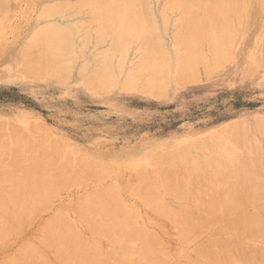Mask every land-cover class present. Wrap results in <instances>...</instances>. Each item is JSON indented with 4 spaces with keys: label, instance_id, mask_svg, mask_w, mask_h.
Wrapping results in <instances>:
<instances>
[{
    "label": "bare ground",
    "instance_id": "1",
    "mask_svg": "<svg viewBox=\"0 0 264 264\" xmlns=\"http://www.w3.org/2000/svg\"><path fill=\"white\" fill-rule=\"evenodd\" d=\"M18 1L19 0H0V44L3 41L8 40V38L5 39V36L9 34L8 31L9 32L11 31V30H9L8 23H9L12 15H13V12L14 11L16 12V10H15L17 8L16 3H19ZM22 1H24V0H22ZM43 1H45V0H43ZM81 1H84V0H77V2L74 1L77 4L80 2L79 5L81 6V7L79 6L81 9H78L79 13H76V14H80L81 10H83L86 6L90 7L91 8L90 10L93 12L90 13L89 9H87L86 10L87 13L91 14L92 17H95L98 15L97 19H100V21L102 22V26H100L98 28L97 33L101 34V35H103V33L105 35L111 34L110 36H112V37H110V38H113L111 40L112 45H110V48H108L106 50L105 49L106 47H105L104 48L105 50L101 51L102 53L98 54V62H95V60L93 61V63H96V64H94V66L91 65L90 63H83V64H80L81 66H79V68H78V71H77L79 74L78 76H80L82 78L84 85L86 84L89 88L94 89V90H99L101 88H104L106 85L110 84V82H112L114 79H116V77H115L116 71L119 70V68H115L113 66V64L111 63V61L113 59L109 60V58H112L111 55L113 54V52L120 51L121 53H123V51H124V53H123L124 55L120 53L123 56V58H121L122 56L120 57V55L117 54L123 60L125 58L124 57L125 56V47L128 43L132 42V39L133 40L135 39V41L137 39L141 40L142 46L141 47L139 46V48L142 49V55H141L140 61L138 60L139 61L138 66L134 65V66H136L135 72L132 71L133 72L132 73L129 71L128 72L129 75L127 74L128 76H126L125 80L123 79L124 82L135 83L137 81L139 82V80L141 79L142 81H145V82L140 81L143 84L144 89L145 88L147 89V88H149L148 87L149 85H154V87H156L157 85L159 86L160 84H162L165 81H167V83H169L168 80H169L170 74L172 72L175 76L174 77L175 80L180 79V80H178V82L184 80L183 79L184 76H186V78H187V74H188V78H189L191 75L190 73L193 72V70H194L196 64H198V62L206 63L204 61V59H205L204 57L206 56V55L204 56V49L205 48H207L208 51H212L211 53L215 58L213 56L212 57L215 59V61L218 59V57L222 58V55H221L222 53L225 54L224 57H227L225 52L229 51V48L232 44L231 40H232V38H234L236 36V34H237L236 31H238L236 29H238L244 25L245 18H243L242 15H244V13L247 11V9H249V7L247 6L246 0H173L175 3L174 4L175 6L172 5V3H171L169 5V7H172V8L177 7L180 10L179 11L177 9L179 11V14L181 12V16H179L178 12H176V14H178L177 19H179V20H177V28L174 30L175 32L173 33V35H171L174 38L173 40L172 39L171 40L174 41L173 46L176 50L174 52L176 54V56L173 59L172 56H170L168 54L167 50L165 48H163V45L161 43L163 41L160 40L161 37L159 36V34L161 32L158 34V32H157L158 26L156 27L155 26L156 24L154 25V23H156V21H152L149 17L150 15H148V13L146 11V1L147 0H88L87 2L84 1V3ZM168 1H167V3H169ZM254 1H256V0H254ZM254 1H253V3H254ZM260 1H264V0H259L256 2L257 3L259 2V4L261 5L262 2L260 3ZM30 2H31V0H30ZM46 2L48 3V2H50V0H47ZM55 2L57 3V6H53L51 4L52 2H50L48 4L47 3L45 4L44 2H42V4L43 3L44 4L43 5L41 4L42 6L38 7L37 10L39 11L41 17H43L41 19L43 22H46V21H44V18L46 19L48 17V15L50 17H52L50 14L51 13L53 14L55 12H58L59 15L58 14H56V15L61 17V18H63V17L67 18L69 16V12L72 15L70 10L68 11V14H65L68 16H65L63 14V10L61 8L63 7L66 9L67 8V7H65L66 4H65V6H62L61 4H59V3H61L60 0L59 1L55 0ZM71 2L72 1L70 0V3ZM32 3L34 4L35 2L32 1ZM32 3H30V5L28 3V5L31 6ZM249 3H251V0ZM257 3H256V5H257ZM72 4H75V3H72ZM81 4H83V5H81ZM14 5H15V8L13 7ZM44 5H46V6H44ZM150 5L151 4L149 3L148 6H150ZM165 5H166V3H164L163 6L161 4V6H162L161 8H162L163 13H161L162 11H160V8L158 9V12H157L158 14L160 12L158 17H162V14H163V17H162L163 19L160 18V20H162L163 24L165 25V27L161 25L162 31H164V30L166 31L167 26L170 27L169 25H171V26L173 25L170 23L168 25L166 23L168 19H166L167 16L164 15V12H165L164 6ZM251 5H254V4H251ZM47 6H50V7H47ZM257 6H255L254 8H257ZM32 7H35V6L32 5ZM75 7H76V4H75ZM82 7H84V8H82ZM150 7H148L149 10L147 9L148 11L152 10V8L150 9ZM166 7H167V5H166ZM263 7H264V5H263ZM36 8H37V6H36ZM39 8H41V9H39ZM12 9L14 10L13 12H12ZM29 9L32 10L31 7H29ZM29 9L26 7V9H25L26 14H27V10H29ZM65 9H64V11H65L64 13L67 12ZM58 10H61V12ZM170 10H168V11L170 12ZM24 11L22 12V14L26 15ZM32 11H34V8ZM38 11L36 12V14H34V16H40ZM168 11H166L167 15L169 13ZM17 12H18V10H17ZM94 12L97 15H95ZM255 12L258 13L259 11L257 12L255 10ZM20 13L21 12H19V14ZM61 13L63 16L62 15L60 16ZM73 13H74V11H73ZM83 13L85 14V12H83ZM149 13H151V12H149ZM152 13H153V10H152ZM152 13H151V16L154 15V13H153V15H152ZM16 16H17V14H16ZM259 16H261V15H259ZM84 18H86V16ZM25 19L28 22L27 17ZM36 19L38 22H40V17H39V20L37 17H36ZM36 19H34V20H36ZM12 20H13V18H12ZM17 20L18 19H16V21ZM46 20H48V19H46ZM55 20L56 19H54V22H52V24H50V23H51V21H53V19L50 22L48 20L45 23L46 25L45 24L40 25L39 27H37V25H36L35 27H37V28H35L33 26V30L32 29L30 30V28H29L28 29L29 32L26 31L27 34H26V37H24L26 40H25L24 44L22 45V48L20 49V51H19V49L17 50L14 48L15 51L17 50L16 52L21 57L20 58L21 60L19 59V63L22 65V68L20 67L22 69V72L24 71V73H26V74L28 73V75H32V76L36 75L37 77L41 73L43 75L48 74L52 78H54L56 80H60V81L68 78V76H70V74L73 72L75 63L80 58L79 57L80 54L84 53V49L86 48V43H87V39H88V34H87L88 28H86V26H84V25L79 24V23H81V21L78 22V19H77L76 23L80 27L77 24H75L74 22H71L73 24H70L69 21H67L68 23L65 22V24L62 23V25H59L60 23L57 24L58 19L56 21ZM172 20L174 21V18ZM16 21H15V23L18 24V22H16ZM20 21L21 20H19V23H21ZM64 21H65V19H64ZM70 21H71V18H70ZM162 21H161V24H162ZM169 21L170 20H168V22ZM258 21H259V19H258ZM27 22L25 24V20H24L25 25H27ZM43 22H41V23H43ZM48 22L50 25H48ZM89 22H92V20ZM164 22L167 24V26ZM175 22L176 21H174V24H175ZM35 23H37V22L35 21ZM20 25H22V23ZM20 25H19V27H20ZM97 25L95 26L96 28H97ZM12 27H16V26H12ZM19 27H18V29L20 30L21 27L20 28ZM173 27H174V25H173ZM256 28H257V26H256ZM14 30H16V29H13V31ZM79 30L80 31L84 30L83 32H80V35L85 37V39L84 40L82 39L81 42H77V39H76V35H77V33H79ZM170 32H171V30H170ZM14 33L16 35L17 32L15 31ZM83 33H84V35H83ZM15 35L14 34L12 35L13 38H15L14 37ZM101 35H99V36L102 37ZM105 35H103V36L107 37V38L109 37L108 35L107 36H105ZM23 36L24 35H22V37ZM259 36L262 37V35H259ZM169 38H170V36H169ZM241 39H243V38L241 37ZM6 41L4 43H6ZM13 41H16V40L12 39V42ZM10 42H8L9 45H7V47L12 46V45L10 46ZM15 44H17V41L15 42ZM263 44H264V42L262 43V45ZM2 45L3 44H1L0 49L3 48ZM257 45H258V43H257ZM262 45H261V48H260V45L258 47L260 48V50L263 48L262 50L264 51V47H262ZM14 46L15 45H13L12 47H14ZM19 46H21V45H19ZM223 46H225L224 49L222 48V51H219L220 47H223ZM256 46H254V47H256ZM136 47H138V46H136ZM135 49H137V48H135ZM240 49H242V46ZM100 50H102V49H100ZM249 50H250V48H249ZM16 52L13 53V55L15 54L17 56V59H18V55L16 54ZM218 52H220V53H218ZM230 52H232V51H229L228 53H230ZM206 53H207V51H206ZM258 53H259V51H258ZM209 54H207V55H209ZM230 54H232V53H230ZM260 54H262V53H260ZM10 55H12V54H10ZM13 55L11 58H13ZM82 55L85 56V53ZM262 55H264V54H262ZM119 57H117V58H119ZM81 58H83V57L81 56ZM81 58L79 60H82ZM12 60H15V59H12ZM206 61H207V59H206ZM117 65H119V64H117ZM119 66H121V65H119ZM206 66H208L207 63H206ZM206 70H208V69L206 68ZM18 71H19V69H18ZM42 74H41V77H43ZM119 74H120V72H119ZM144 74H145V77H142ZM35 78L36 77H34V79ZM147 90H149V89H147ZM6 123H7V121H6ZM1 124H2V122H1ZM15 125L11 123V125L8 124V126H10V128H8L6 126V128H8V131H9L6 133L9 141H6V144L4 145L5 147L0 146V161H1L0 167L2 169L4 168L3 170L2 169L1 170L3 172H5V173H3L4 175L3 174L1 175V173H0V177H1L0 179H2V180H0L1 181L0 183H2V184H0V242L2 240H5L6 238H8L11 234L14 235L18 231L22 230L24 227V224L27 223L25 225V226H27L29 223L33 222L34 221L33 219H35V217H32V215L36 211L40 212L39 207L42 205V202H44V205L46 206V204H45V203H47L46 198L49 199V197L54 194V193H51V195L48 194V193H50V190H51L49 188L50 185L47 184L48 182H50L49 178L57 177L59 180V176H64V179L61 178V179H63V181H65V180L68 181L65 177H69L74 181V178L79 177V173L81 170L83 171L84 169L87 168V169H90V170H87L89 172L94 167H95V169L98 167L99 168L98 171L100 172V168L102 167V166L99 167V165L101 163H98L99 165L96 164L97 162H100V161L93 163L94 162L93 160L89 159V162H88L87 160H85V157H82V156L80 157L79 155H76V156L72 155L71 156L70 154H68L63 149V145H62V149L68 155L67 156L65 154L66 156L64 155V158L69 157L68 160L70 161V157H71L74 159V161L73 162H67L68 160L65 162H64V160H63V162L56 161V158H58V156H57L58 152L53 151V149H55L54 147H56V146H54V143L57 140H55L53 142V144L52 143L49 144V142L53 141L52 138H51L52 141L50 140V136H46V139H43V136L41 135L42 136L41 139H43V141H45L49 137L48 144H49V147L51 148V150L53 152L50 151L51 153H49L48 151H46L45 150L46 146L43 147L44 144H41L42 140L37 139L36 140L37 145H39V143H40L39 147L41 149L40 150L36 146L38 148L37 154L38 155L41 154L40 156H38L36 154L38 156L37 157L34 153L33 154L30 153V151H32V149H34V152H35V148L33 147V145L31 146L29 144L30 143L29 141L27 143V140H29L28 136H27L28 139L26 140V137L25 136L22 137V135L20 134L22 137V141H23V139L25 140V141H23V144H24V146H23L22 143L20 142L21 140H19V138H18L19 135L15 136L13 133H10V130H11V132H14L12 129L14 128ZM263 125L264 124H262V126H256L255 128L261 129V127H264ZM17 127L18 126H15L17 132L16 131L14 132L16 135L19 134L18 130H19V132L21 131L19 129V127L17 130ZM2 131H4V130H2ZM2 131L0 130V132H1L0 138L3 136V134L5 132V131L4 132H2ZM259 131L261 132V130H259ZM259 131H257V132H259ZM24 132H26V131L24 130ZM224 132H226V131H224ZM263 132H264V130H263ZM31 134H33V132ZM45 134H43V135H45ZM35 135L36 134L34 133V136H32V137H35ZM47 135H49V133ZM223 135H224V133L222 132V136ZM225 135H227V134H225ZM227 137L225 136V138H227L229 142H232V139L230 141L228 135H227ZM2 138H4V136ZM2 138L0 139V141L2 140ZM220 138L221 137H219L217 139H220ZM261 138L264 139L262 134H261ZM236 139L238 140V143H239L240 138L239 139L235 138L234 141ZM38 140H41V141L39 142ZM214 140L215 139H213V141ZM221 140H223V139H221ZM237 140L235 141V143L237 142ZM12 141H13V143H11V145H9L8 142H12ZM205 141L203 140L201 142L204 143ZM216 141H217V144H219L218 143L219 141L218 140H216ZM246 141L247 140L244 137L243 142L246 143ZM261 141H263V140H261ZM36 142H35V144H36ZM252 142H253V139H252ZM1 143L4 144V142H2V141H1ZM26 143H27V145H26L27 147H25ZM190 143L191 142H189V146L192 144V143L191 144ZM235 143H234L235 147H238V145L241 146V144L237 143V145H235ZM254 143H255V141H254ZM185 144H187V143H185ZM204 144H207V143L205 142ZM230 144H233V143H230ZM6 145H9V146H6ZM244 145L246 146L247 143L243 144L242 146H244ZM248 145H249V143H248ZM182 146H180L179 151L174 150V154L171 151H167V152L164 151L165 153L164 154L162 153L163 156L165 155L164 157H166V154L170 155L169 152H171L172 155H171V157H169L170 158L169 161L165 160L164 162H162L159 165V167H157V165H156V167L159 169L157 170V173L155 174V178L152 177L151 175L149 176L147 174H144V171L146 169L144 170V168H143L144 166L141 165L140 171H141V169H143V171H142L143 173H140V172L136 173L137 171H139V170H137L135 172L136 173V179L134 180V178H133V180H130V181H134V182L132 184H129V186L131 187L134 194L144 197V199H145L144 203H146L152 209L151 210L150 208H148V210H150L151 212L153 211V212L158 213V214H164V216L166 215V216H168V218H171L170 215H172L173 219L171 218L172 220H170V219L169 220H170V222H173V223H171L172 226L178 225V227H180L178 229H180L179 231L181 233L180 235H181L182 240L185 241V239L187 240L189 237H190L189 239H191L192 237L194 239L195 237L198 236L197 233H199V236L197 238H199L203 234V232L209 233L208 238L206 239L204 244H200L197 247L194 246V247H196L194 250V254H195L194 259L191 260L192 256H190V254L188 256V254L182 253L183 255L188 256V257L186 256L187 257L186 259H188V258L190 259V261H188L187 264H264V244L248 246L244 243L248 238H251V237L252 238L253 237H258V238L264 237V206H250V204H255V203H249V201H250L249 197H250V199H253V201H254L255 198H259L260 193H264L262 190H259L260 188L257 187V186H259L258 184L261 182V177L264 176V173H263L264 167L260 166L261 165L260 163H259L260 165L258 164L256 155H254V153H248V154L246 153V154H242V155L237 156V157H234V155H233V157H231V158L227 157L225 160H223L221 158L217 159L214 157L217 154H216V152H215V154H213L214 151L213 152L211 151V149H212L211 147H208V148L212 154L208 155L205 152H200L201 149L198 148L199 146L195 145V147L198 149V150L197 149L196 150L199 151L200 153H202V154H199V155H201L202 161H198V160H195L193 158V156H190L191 152L189 151V149L186 145H184V147H186L187 149H185V148L182 149L181 148ZM251 146H252V144H251ZM52 147H53V149H52ZM215 147L217 148V145ZM225 147H228V145H226ZM254 147H256V146H254ZM239 149H240V147H239ZM247 149L248 148L246 147L245 150H247ZM253 149H255V148H253ZM259 149H260V146L257 147L256 150L258 151ZM235 150H237V149H235ZM240 150H242V149H240ZM24 151H25L26 155L29 154L27 156L25 155V158H26L25 160L30 159L32 161L33 158L30 157L31 154L33 156L37 157V164L36 165H32L31 162H28L30 160L27 161L28 163L27 162L25 163L24 157H21V155H24ZM188 151L190 153H188ZM247 151H249V149ZM219 152H220V150H219ZM238 152H236V153H238ZM258 152L260 153V150ZM233 153L234 152H232V154ZM220 154H221V152H220ZM222 154H225V152L223 151ZM153 155L151 156L152 158L158 157V159H159L162 157V156H159L157 152L155 153V155H157V156L154 155V157H153ZM142 156H143V154H142ZM259 156H261V155H259ZM27 157H28V159H27ZM219 157H220V155H219ZM129 159H130V157H129ZM133 160H131V161H133ZM162 160H164V159H162ZM135 161H137V160H135ZM150 162H152V161H150ZM3 163H6L7 165L4 167ZM69 163H73L75 165L72 167L70 165V168H68ZM263 164H264V162H262V165ZM62 166H64L65 168ZM60 168H61V170H60ZM62 168L65 170L67 168V170L66 171L62 170ZM71 168H73V169H71ZM103 169H104V167H103ZM105 169H106V167H105ZM105 169H104L105 172L101 171L102 173H104V174H101L102 176L106 175V173L109 172V170H107V169L106 170L108 172H106ZM172 169H174L175 171H171ZM1 170H0V172H1ZM59 170L62 171V173ZM96 170H92V171L95 172ZM92 171L89 173L92 174L93 173ZM99 172H97V173L100 174ZM170 172L171 173L173 172V173L171 174ZM177 172L180 176H181V173H183L182 175L190 174L191 176L193 174H195L192 177H193V179H195V177L197 178V179H195L196 182L195 181L193 182L191 180L192 178L190 176L189 177V178H191V179H189L190 183L193 182V184H191V185L189 184L188 186L184 185L183 181H181L180 176L179 175H177L178 177L175 176L177 174ZM179 172H181V173H179ZM91 174H89V175H91ZM118 174H120V173L118 172ZM129 174H130V172H129ZM50 175H53V176L50 177ZM84 175L82 174V176H84ZM108 175L110 177V172L108 173ZM121 175H122V172H121ZM125 175H126V173H125ZM131 175H132V173H131ZM90 177H92V176H90ZM105 177H107V176H105ZM103 178L104 177H101L100 181L101 180L103 181ZM52 179H54V178H52ZM92 179H93V177H92ZM95 180H96V182H99V181H97V180H99L98 177ZM3 182H5V183H3ZM52 182H54V181L52 180ZM83 182L84 181H82V183ZM204 182L207 185L209 184L211 186L208 185L206 187V184ZM68 183H70V182H68ZM75 183H80V178L78 181H75L74 184ZM120 183H122V182H120ZM125 183H128V182H125ZM156 183H158L159 187H161L163 189L162 191H166V192L169 191L167 193L168 196L166 195L167 197L172 196V198H175L176 200L178 199L179 203H177V205L173 206L174 208H170L171 202L168 203L169 201H167V202L164 201L160 192H158L159 187H156V185H158ZM215 183L224 184L225 185L224 189H226L228 191V193H230L232 195V196L229 195L231 198H233V196L237 197V196L242 195L240 197L242 200L239 199L240 202L239 201H235V202L231 201L229 203H226L225 202L226 200L224 199L225 201L222 200V202H221L220 199H222V197H223L221 194L218 197H215V195H214V197H215L214 198L213 195H211V193H213V191H214V190H212V188H214V187H212V185ZM3 184L4 185L8 184L9 186L6 185L7 187H2L1 185H3ZM202 185H203V187H201ZM213 186H215V185H213ZM104 187L106 188V186H104ZM112 187L113 186H111V188ZM122 187H123V183H122ZM105 188H104V190L96 189L92 194H90V196H89L90 199H87L89 201H86L84 199V197L82 196L81 199L82 200L84 199L86 202H84L81 205H79V202H78V204L76 202V206L75 205L74 206L77 209H74V210H76L75 212L78 211V215L80 217V220L85 224L86 228L88 229L87 234L89 233V231L96 233V234L100 235L109 245H112L114 247V249L111 250V254H112L111 258L109 257V256H111V254L108 256L105 253L103 246H101V244L94 243V241H92V240H91L92 242L88 241L86 239V237L84 238L82 236V234L79 233L80 231L78 230V228H76V225L74 227L72 224L68 223L67 220L70 218L67 216L68 218H66V220H65L63 218L65 215H63L62 213L61 214L63 215V217L60 215V212H61L60 208H59L60 211H59V209L53 208V211L58 210L56 215L52 218L46 219L45 221H41V224H40V221H38V224H40V225L37 226V228H38L37 231L36 232L33 231L32 232L33 234L31 236L27 235L28 237H26L25 236L26 234H25L21 245L19 244L21 242L20 241L21 239L18 240V241H20L19 243H17V245L18 244L20 245L19 249L17 251H16V249H14V251H16V252H14L13 254H11L5 258L3 257L4 259H2V261H0V264H112V263L113 264H115V263L116 264H175V263H173L174 261H170V260H168V258L167 259L165 258V254H166L165 253V248H166L165 245H167L168 242L166 241L167 242L166 243L165 241H163V242L161 241V243H162L161 244L158 241V239L161 240V238L160 237L157 238V236H158V235L156 236L157 233H153L155 231L152 228L150 230L149 226L146 225L147 222L145 221L144 222L145 224L141 225L138 223L139 221L138 222L136 221L137 216H136V219L134 216L135 214L138 215L139 213H142V214L145 213L143 215L147 214L146 216H151L152 213H151V215H148L149 213H147V212H139V213L137 212L138 214L137 213L133 214V212L130 210V206L127 205V207H128L127 208V207L123 206L122 204L118 203L119 201L118 202L115 201L117 196L114 194V192H116V194H120V193H117V190L112 189L110 191V190H108L109 188L108 189L106 188V190H105ZM208 188H210L212 191L209 192L207 190ZM53 189L54 188L52 187L51 192H53ZM57 189H59V188H57ZM113 190H115V191H113ZM217 191H219V190L217 189ZM217 191H215V192L217 193ZM259 191H262V192L259 193ZM123 192H124V190H123ZM47 195H48V197H47ZM217 195H218V193H217ZM183 197H184V201L186 198H187V200H189L191 197L190 200H193L194 202L192 204H189V202L188 203L181 202V200H179V199H182ZM236 199H238V198H236ZM243 199H245V200L243 201ZM247 200H248V203L246 202ZM254 202H256V201H254ZM261 204H262V202H261ZM140 205H141V203H140ZM190 205H192V206L196 205V207H197L196 210H197L198 216L196 215L197 217H195V218H193V216H192V213L194 212L193 210H192L193 212H191V211L188 212L186 210L187 207L189 208ZM78 206H79V208H78ZM176 206H177V208H181V209L176 210L175 209ZM146 209H144V210L146 211ZM48 212H52V211L50 210ZM38 215H39V213L37 214V216ZM157 217H159V216L157 215ZM152 218H155V217H152ZM168 218H166L167 220L165 222L169 221ZM31 219L33 221H31ZM144 219L146 220V218H144ZM149 219H150V217L148 218V220ZM161 219H163V218H161ZM150 220H152V221H150L151 224L155 222V225L153 224V227L156 226L157 229H159V226H157L158 223L156 222V221L159 222V220H157V219H154V221H153V219H150ZM163 223H164V221H163ZM148 224H150V223H148ZM167 226L168 225L166 223V227ZM81 227H82V225H81ZM170 228H171V226H170ZM161 229H159V231H162V233H163V229L162 230ZM82 230L84 231V229H82ZM169 230H171V229H169ZM167 232H168V229L166 230V233ZM176 232H174V234ZM196 234H197V236H194ZM163 235H164V233H163ZM176 235H178V234H176ZM9 238H8V240H9ZM188 240L185 242H189ZM180 242H183V241H180ZM163 243L165 245H163ZM8 244H10V242ZM8 244L5 243L6 246H8ZM179 244H181V243H179ZM168 247L169 246L167 245L166 249H169ZM8 249L9 248H7L6 251ZM179 251H181V250H179ZM182 254L180 256H182L184 258L185 256H183ZM166 257H168L167 254H166ZM184 264H185V262H184Z\"/></svg>",
    "mask_w": 264,
    "mask_h": 264
},
{
    "label": "rangeland",
    "instance_id": "2",
    "mask_svg": "<svg viewBox=\"0 0 264 264\" xmlns=\"http://www.w3.org/2000/svg\"><path fill=\"white\" fill-rule=\"evenodd\" d=\"M26 1L25 0L24 1L19 0L18 2L20 4L16 3L17 4L16 5L17 8L15 9L16 12L13 10L15 8V5L13 6L14 8L12 7L13 8L12 12L13 11L14 12H13V15H12L9 23H8L9 30H11V31L9 32L7 30L9 34L7 33L8 35L5 36V39L8 38L7 41L5 40L7 44L4 43L5 41H3L1 43V44H3L2 45L3 48L0 49V130L1 131L4 130L5 132L2 131V132H4V134H3L4 138H2L3 137L2 136L1 141L4 142V144H2L0 141V146L5 147L4 145L6 144V141H9L6 133L9 132L8 128H10V126H8V124L11 125V123H12L14 125L16 124L15 126H18L21 131L19 132L18 127H17L19 134L16 135L14 133L16 131V128L14 126L15 129L14 128L12 129L14 132H11V130L9 129L10 133H13L15 136L19 135L18 138H19V140H21L20 142L22 143L23 146H24L23 141H25V140L23 139V141H22V137L25 136L26 140L29 138V140H27V143L29 141L30 142L29 144L31 146L33 145V147L35 148V152H34V149H32V151H30V153H32V154L34 153L36 155L38 148L40 149V147H39L40 143H39V145H37L36 140L41 139L42 136H43V139H46V136H50V140L52 138L53 141L51 140L52 142H49V144H51V143L53 144V142L55 140H57L54 143V146H56V147H54L55 149H53V147H52L53 151L58 152L57 153L58 158H56V161H58V162H60V161L63 162V160H64V162L67 161L69 159V157L64 158V155L67 152L71 156L72 155L73 156L79 155L80 157L81 156L85 157V160H87L88 162H89V159L93 160L94 161L93 163L100 161V162H97L96 164L99 165L98 163H101L99 165V167H101V166L102 167L100 168V172L98 171L99 170L98 167L96 168L97 170L95 169V167L93 169H91V171L96 170L100 174H98L96 171H95L96 173L92 171L93 173L91 174V173H89L91 171H89V172L87 171L90 169H87V168L84 169L83 171L81 170L79 173V177L74 178V181L69 177H65L68 181H66V180L63 181L64 176H59V180L57 177H52L54 179L48 177L50 179V182H48L47 184L50 185L49 188L51 189L50 193H48V194L51 195V193H54L55 195L53 194L52 196L49 197V199L46 198L47 199V203H45L46 206L44 205V202H42V205L39 207L40 212L36 211L32 215V217H35V219L32 218L34 221L31 219V221H33V222L29 223L30 222L29 221L28 222L29 224L27 226H25L27 223L24 224V227L22 226L23 229L21 228L22 230L18 231L19 233L17 232L18 234L17 233L14 235L11 234L12 236L10 235L9 236L10 238L8 237L10 241L8 240V238H6L5 240H2L0 242V261H2V259L13 254L14 252H16L19 249V246L21 245L25 234H26L25 235L26 237H28L27 235L31 236L33 234L32 233L33 231H35V232L37 231V229H38L37 226L41 224V221H45L46 219L54 217L58 210L57 211L54 210L55 211L54 212L53 208L54 209L60 208L61 209L60 215L62 217H63V215H65L66 217L65 216L63 217L65 220L68 217L70 218V219H68L69 221L67 220L68 223L72 224L74 227L76 225V228H78V230L80 231L79 233L82 234V236L84 238L86 237V239L88 241L92 240V241H94V243L101 244V246H103L105 253L109 256L111 254V250L114 249V247L112 245H109L100 235H98L96 233L89 231V233H88L89 235H88L87 234L88 229L86 228L85 224L80 220V217L78 215V211L75 212L76 210H74V209H77L75 207L76 202H77V204L79 202V205H81L84 202L89 201L87 199H90L89 198L90 194H92L96 189L104 190V188H105L104 186H106L107 189L109 188L108 190L111 191L112 189H115V190H117V193H120V194H116V192H114V194L117 196L115 201L116 202L119 201L118 203L122 204L125 207H127V205L130 206V210L133 212V214H135L137 212L138 213L139 212H147V213H149L148 215H151V213H152L151 216H146L147 214L143 215L145 213H143V214L137 213L138 215L135 214L134 216H135V219L137 216L136 221L137 222L139 221L138 223L141 225L142 224L144 225L145 221L147 222L146 225L149 226L150 230L152 228L155 231V232H153V231L152 232L157 233L156 234V236L158 235L157 238L158 237L161 238V240L158 239V241L160 243H161V241L162 242L167 241L169 243L168 244L166 242L167 245L169 246L168 247L169 249H166L167 245H165L163 243V245L166 246L165 253L168 256V257H166V254H165L166 259L168 258V260L174 261L173 263H175V264H184V262H185V264H187V262L190 261V259L188 258L189 259L188 260L186 258L189 256V254H190V256H192L191 260L195 258V254H194L195 248L198 245L205 243L206 239L208 238L209 233L203 232V234L199 238H197L199 236V233H197L198 236H197V234L194 235V236H197L194 239H193V237L191 238L192 240L189 239L190 237L188 238L189 240L187 239L189 242H185V241H187L186 239H185V241L182 240L181 235H180L181 233L179 231L180 229H178L180 227H178V225L172 226L171 223H173V222H170V220L173 219V216L170 215V217L172 218L171 219V218H168V216H166V215L164 216V214H158V213H155L153 211L151 212L150 210H148V208H150V207L146 203H144L145 202L144 197L140 196V195H136L132 191L129 184H132L134 181H130V180H133V178H134V180L136 179V173H139V172L143 173L142 172L143 169H141V171H140L141 165L144 166L143 167L144 170L146 169L144 171V174H147L149 176L151 175L152 177L155 178V174L157 173V170L159 169L157 167H159V165L162 162H164L165 160L169 161L170 160L169 157H171V155H172L171 152L174 154V150L179 151L180 146H182V145L183 146L181 148L187 149L186 147H184V145H186L188 147L189 151L191 152L190 156H193V158L195 160H198V161H202L201 155H199L202 153H200V152H205L206 154L211 155L212 154L211 151L212 152L214 151L213 154H215V152L217 154L214 157L217 159L221 158L223 160H225L227 157L231 158V157H233V155H234V157H237V156H240V155L246 154V153L247 154L248 153H254V155H256V157H257L258 164L260 163L261 165L260 164L259 165L264 167V164L262 165V162H264V139L261 138V134L264 137V132H263L264 127H261V129L255 128L256 126H262V124H264V55H262V54H264V51L262 50L263 48L260 50L261 45L264 42V24H263L264 23V9H263L264 8L263 7L264 1H260V3L262 2L260 5L259 2L258 3L256 2L259 0H256V1L251 0V3H249L250 0H246L247 6L249 7V9H247V11L244 13V15H242V17L245 18L244 25L242 27L236 29L239 32L235 30L237 34L231 40L232 44L229 48V51H232V52H230L232 54L228 53L229 51L225 52L227 57H224L225 54L221 52L222 58L218 57V59L215 61V59H214L215 57L211 53L212 51H208V49L205 48L206 50L204 49V56L205 55L206 56L204 57L205 58L204 61L207 63V65L209 67L211 66L210 67L211 69L208 66H206V63L198 62V64H196L193 72L190 73L191 75L189 78H188V74H187L188 79L186 78V76H184L183 77L184 80L181 79L182 81L178 82V80H180V79L175 80V78H174L175 76L172 72L170 74V77L168 80L169 83H167V81H165L162 84H160L159 86L157 85L158 87L157 86L154 87V85H149L148 86L149 88H147L149 90H147L146 88L144 89V86L141 82H145V81H142L141 79L139 80V82L141 81L140 82L141 84L138 81H137L138 83L137 82H135V83L124 82L126 76L129 75L128 72L129 71L135 72L136 66H138V64H139V61H140V58L142 55V49L139 48V46L141 47L142 44H141V40H139V39H137L136 41H135V39L134 40L132 39V42H130L126 45L125 56H124L125 58L123 60L121 59V58H123V56L121 54H123L124 51H123V53H121L120 51L113 52V54L111 55L112 58H109V60L113 59L111 61L113 66L115 68H119V70L116 71V76H115L116 79H114L112 82H110V84L106 85L104 88H101L99 90H94V89L89 88L86 84L85 85L87 87L84 85L82 78L80 76H78L79 74L77 72L79 66H81L80 64L90 63L91 65L94 66V64H96V63H93V61L95 60V62H98V54L102 53L101 51H104L105 49L107 50L108 48H110V45H112L111 40L113 38H110V37H112V36H110L111 34H107L109 36L108 37L109 39H108L107 37L103 36V35H105L104 33H103V35L97 33L98 28L100 26H102V22L100 21V19H97L98 15L95 12H94L95 15H97V16H95L96 18L92 17L91 14L87 13V11H86L87 9H89L90 13L93 12L90 10L91 9L90 7H88V6H86L85 8L82 7L84 9L81 10L80 14H76V13H79L78 9H81L80 8L81 6L79 5L80 2L78 4L76 3L77 0H71L72 1L71 3H70V0H60L61 3H59L62 6H65V4H66L65 7L68 8V9L67 8L65 9L63 7L61 8L63 10L64 15L68 14V11L70 10L73 16L69 12V16L65 15V16H68L67 18L66 17L61 18V17L56 15V14H58V12H55L53 14L52 13L50 14L52 17H50L48 15L49 18L47 17L46 19H48L49 22L53 19V21H51L50 24H52V22H54V19H56V20L58 19L59 21L57 20V24L60 23L59 25H62V23L65 24V22H67V21H69L70 24H73L71 22H74L75 24H77L76 22L78 19V22L81 21V23H79V24L84 25V26H86V28H88L87 29L88 39H87V43H86V48L84 49L85 56L82 55L84 53L80 54V56H79L80 58L82 56L84 59L81 58L82 60H79L80 59L79 58L76 62L77 64L75 63L73 72L70 74V76H68V78H66L65 80H62V81L56 80L48 74L43 75L41 73L43 75V77H41V74L39 75L40 77L39 76L37 77L36 75L32 76V75H28V73L27 74L24 73V71L22 72V69H21L22 65L19 63V59L21 57H20V55H18V53L16 51L18 49L20 51V49L22 48V45L24 44V42L26 40L24 37H26L27 32H29L28 31L29 28H30V30L31 29L33 30V26L35 27L37 25V27H39L40 25H44L48 21L44 18V21H46V22H43L41 20L43 17H41L39 11L37 10L38 7H41L47 0H45V1H43V0H36V1L31 0V2H30V0H28L27 2ZM32 1L35 3L33 4ZM57 1H59V0H57ZM74 1H76V2H74ZM84 1L87 2L88 0H84ZM84 1H81V2L84 3ZM147 1L151 4L150 5L151 7L148 6L149 3ZM147 1H146V11H147L148 15H150L149 16L150 19L152 21H156V23L153 22L154 25L156 24L155 26L159 27V28L157 27V29H158L157 32H158V34L161 32L159 34V36L161 37L160 40L163 41V42H161L163 45V48H165L167 50L168 54L170 56H172V58L174 59L176 56V54L174 52L176 50L173 46L174 41H172L174 38L171 35H173V33L175 32L174 30L177 28V20H179V19H177V15L179 14L180 10L177 7L176 8L174 7V8L176 10L178 9L179 11L178 10L176 11L174 8L169 7V5L171 3H172V5L175 4L173 0H169V1L168 0H159V1L157 0L158 2L156 0L155 1L154 0H151V1L147 0ZM167 1L169 3H167ZM253 1H254V3H253ZM42 2H44V3L42 4ZM50 2H52L51 4L53 6H57V3L55 2V0H50ZM50 2H48V3H50ZM255 2L257 3L258 6L256 5ZM28 3H29V5H30V3H32L31 6H29ZM72 3H75L76 7H75V4H72ZM164 3H166V5H167V7H166V5L164 6L165 12L172 8L170 10V12L168 11L169 16L167 15V12L166 13L164 12V15L167 16L166 19L170 20L169 22L167 20L166 23L168 25H169V23L174 25V27H173V25L172 26L169 25L171 27L170 28L164 22L167 26L166 31L165 30L162 31V29H161V25L165 27V25L163 24V21L160 20V18L163 17V14H162V17H158L160 12H159V14L157 13L159 8H160V11H162L161 7L164 5ZM161 4H162V6H161ZM251 4H254V5H251ZM32 5L35 7H32ZM81 5H83V4H81ZM36 6H37V8H36ZM44 6H46V5H44ZM50 6H47V7H50ZM255 6H257V8H254ZM26 7L28 9H29V7H31L32 10L34 8V11L29 9V10H27V14H26V10H25ZM148 7H150V9L152 8L154 15L152 13V10L148 11L149 10ZM39 9H41V8H39ZM64 9L67 11L66 13H64L65 12ZM17 10H18V12H17ZM72 10L74 11V13ZM255 10L257 12L258 11L259 12L256 13ZM23 11L25 12L26 15L22 14ZM37 11H38L40 16H34V14H36ZM58 11L61 12V10H58ZM19 12H21V13L19 14ZM83 12H85V14ZM149 12H151L153 16H151V13H149ZM176 12H178V14H176ZM161 13H163V11ZM16 14H17V16H16ZM61 15H62V13L60 14V16ZM84 15L86 16V18H84L85 17ZM259 15H261V16H259ZM179 16H181V12H180ZM26 17H27L28 22L25 19ZM36 17L38 18V20L40 17V22L37 21ZM12 18H13V20H12ZM70 18H71V21H70ZM173 18H174V21H176L175 24H174V21L172 20ZM16 19H18V20L16 21ZM34 19H36V20H34ZM64 19H65V21H64ZM258 19H259V21H258ZM14 20L16 22H18V24L15 23ZM19 20H21L20 22L22 23L23 26L20 25L21 23H19ZM24 20H25V24L27 22V25L24 24ZM91 20H92V22H89ZM35 21L38 24L35 23ZM161 21H162V24H161ZM41 22H43V23H41ZM49 22H48V25H50ZM19 25L21 28L19 27ZM96 25H97V28L95 27ZM12 26H16L17 28L12 27ZM256 26H257V28H256ZM18 27L20 28V30L18 29ZM37 27H35V28H37ZM12 28L16 29V30L13 31ZM170 30H171V32H170ZM15 31L17 32L16 35L14 33ZM83 31L84 30H82V31L79 30V33H77V35H76L77 42H81L82 39L83 40L85 39L84 36L80 35V32H83ZM13 34L15 35L14 37L15 38L17 37L19 40L17 38L16 39L13 38V36H12ZM22 35H24V36L22 37ZM83 35H84V33H83ZM99 35H101L102 37H100ZM107 35H105V36H107ZM259 35H262V37ZM169 36H170V38H169ZM241 37L243 39H241ZM11 38L16 40L17 44H15L16 41L12 42ZM8 42H10V46L11 45L12 46L15 45V46L14 47H12V46L7 47V45H9ZM257 43H258V45H257ZM1 44H0V46H1ZM19 45H21V46H19ZM259 45H260V48L258 47ZM136 46H138V47H136ZM241 46H242V49H240ZM254 46H256V47H254ZM224 47L225 46L220 47L221 50L219 49V51H222V48L224 49ZM262 47H264V44L262 45ZM14 48L17 50L15 51ZM135 48H137V49H135ZM249 48L251 51L249 50ZM100 49H102V50H100ZM206 51H207V53H206ZM258 51H259V53H258ZM15 52L18 55V59H17V56L15 54L13 55V53H15ZM218 53H220V52H218ZM260 53H262V54H260ZM10 54L13 55V58H11L12 55H10ZM117 54L120 55V57L121 56L122 57L120 58ZM207 54H209V55H207ZM117 57H119V58H117ZM12 59H15V60H12ZM206 59L208 62L206 61ZM117 64H119L121 66H119ZM134 65H136V66H134ZM206 68L208 70H206ZM18 69H19V71H18ZM119 72H120V74H119ZM34 77H36V78L34 79ZM142 77H145V74ZM6 121L8 124L6 123ZM1 122H2V124H1ZM6 126L8 128H6ZM24 130L26 132H24ZM259 130H261V132ZM224 131H226L227 133ZM257 131H259V132H257ZM32 132H33V134H31ZM47 132L49 133V135H47L48 134ZM222 132L224 133V135H223L224 137L222 136ZM34 133L36 135H35V137H32V136H34ZM20 134L22 135V137ZM43 134H45V135H43ZM225 134H227L229 136L230 141L232 139V142L228 141V139H227L228 137ZM27 136H28V138H27ZM225 136L227 138H225ZM243 136L247 140L246 146L245 145L242 146L243 144H246L245 142H243V139H244ZM219 137H221V138L217 139ZM235 138H238V139L240 138V140L242 142L239 140V143H238V140L236 139L237 142L235 143V141H236V140L234 141ZM43 139H41L42 140L41 144H44V146L43 145L42 146L43 147L46 146L45 150L48 151L49 153H51L50 151H52V150L48 144L49 137L45 141H43ZM213 139H215V140L213 141ZM221 139H223V140H221ZM252 139H253V142H252ZM41 140H38V141L40 142ZM203 140L204 141L206 140L205 142L207 144H204L205 142L204 143L201 142ZM216 140L219 141L218 142L219 144H217ZM261 140H263V141H261ZM34 141L36 142V144ZM254 141H255V143H254ZM189 142L192 143V144L190 143L191 147L189 146ZM11 143H13V141L8 142L9 145H11ZM27 143L25 144V147H27L26 146ZM185 143H187V144H185ZM230 143H233V144H230ZM234 143H235V145H237V143L241 144V146L238 145V147H235ZM248 143L250 146L248 145ZM215 144L217 145V148L215 147L216 146ZM251 144H252V146L254 145L256 147H254V146L252 147ZM9 145H6V146H9ZM62 145H63V149L66 152L62 149ZM195 145L199 146V147L198 146L197 147L201 149V150L199 149L200 152L197 151L198 149L195 147ZM226 145H228V147H225ZM259 146H260V149H259L260 153L258 152L259 150L258 151L256 150L257 147H259ZM208 147L212 148V149L210 148L211 151L209 150ZM239 147L242 150H240ZM246 147L249 149V151H247L248 149L245 150ZM253 148H255V149H253ZM235 149H237V150H235ZM219 150H220L221 154H220ZM25 151H24V155H21V157H24V161L26 163L30 159H28V157H27L28 160H25L26 159L25 158V155H26ZM164 151H166V152L171 151V152H169L170 155L166 154L167 158L164 157L165 155L163 156V154L165 153ZM189 151H188V153H190ZM223 151L225 152V154H222ZM156 152L158 153L159 156H162V157L159 159H158V157L157 158L154 157ZM232 152H234V153L232 154ZM236 152H238V153H236ZM32 154L30 157H32L33 159H32V161L30 160L28 162H31L32 165H36L37 164V157L40 156L41 154H39V155L37 154L38 155V156L36 155L37 157L33 156ZM142 154H143V156H142ZM218 154L220 155V157ZM27 155H29V154H27ZM152 155L154 158L151 157ZM259 155H261V156H259ZM155 156H157V155H155ZM129 157H130V159H129ZM162 159H164V160H162ZM131 160H133V161H131ZM135 160H137V161H135ZM73 161H74V159L70 157V161L68 160L67 162H73ZM150 161H152L153 163ZM3 164H4V167L7 165L6 163H3ZM70 165L72 167L75 164L69 163L68 168H70ZM156 165H157V167H156ZM62 167H64V166H62ZM103 167H104V169L106 167V169L109 170L110 177L108 175L109 172L106 169L105 170L108 173H106V175H104V176L101 175V174H104L102 172H105ZM1 169L2 168L0 167V170ZM71 169H73V168H71ZM2 170L0 172L1 175L3 173H5ZM60 170H61V168H60ZM62 170H65V169L62 168ZM66 170H67V168H66ZM137 170H139V171H137ZM120 171L122 172V175H121ZM171 171H175V170L172 169ZM60 172L62 173V171H60ZM118 172L120 174H118ZM129 172H130V174H129ZM125 173H126V175H125ZM131 173H132V175H131ZM179 173H181V172H179ZM263 173H264V168H263ZM82 174L83 175L85 174V175L82 176ZM89 174H91V175H89ZM182 174L183 173H181V176H180L177 172V174L175 176L179 175L181 178V181H183L184 185H186V186H188L189 184L190 185L193 184L195 179H197L196 177H195V179H193V177H192L195 174H193L192 176L190 174H188V175H186V174L182 175ZM51 176H53V175H50V177ZM90 176H92L94 180ZM105 176H107V177H105ZM190 176L192 179L189 178ZM97 177L99 179L97 181H99V182H96V180H95V179H97ZM101 177H104L103 181L102 180L100 181ZM61 178H63V179H61ZM79 178H80V183H75L76 184L75 185L74 182L78 181ZM51 179L54 182H52ZM189 179H191L193 182L190 183ZM0 180H2V179H0ZM82 181H84V182L82 183ZM119 181L123 183V187H122V183H120ZM68 182H70V183H68ZM125 182H128V183H125ZM3 183H5V182H3ZM93 183L94 184L96 183V184L94 185ZM0 184H2V183H0ZM156 184H158V183H156ZM6 185H8V184H5V185L3 184L1 186L7 187ZM203 185L201 187H203ZM208 185L206 184V187ZM213 185H215V186H213ZM213 185H212V187H214L216 190L211 187L212 190H214L213 193H211V195H213V197H214V195H215V197H218L221 194L223 196L222 199H220L221 202H222V200L223 201L226 200L225 202L229 203L231 201L235 202V201H239V199H241L240 197L242 195L237 196V197L233 196V198H231L229 196L231 194L228 193V191L226 189H224L225 188L224 184L215 183ZM258 185L259 186H257V187L260 188L259 190H262L264 192V176L261 177V182ZM111 186H113V187L111 188ZM209 186H211V185H209ZM52 187L54 188L53 192H51ZM156 187H159V184L156 185ZM57 188H59V189H57ZM106 188H105V190H106ZM122 189L124 190V192ZM217 189L221 193L219 191H217ZM115 190H113V191H115ZM162 190L163 189L161 187H159L158 192H160V194H161V196L165 202L169 201L168 203H170V202L172 203V204L170 203V205H171L170 208H174L173 206H175V205H177V203H179L178 199L176 200L175 198H172V196H170V195H169L170 197H167L168 196L167 193L169 191L166 192V191H162ZM207 190L209 192L212 191L210 188H208ZM215 191H217L218 195ZM262 191H259V193ZM263 195H264V193H260L259 198L254 199V201H256V202H254L253 199H250V197H249V200H250L249 203H255V204H250V206H264V201H263L264 196ZM82 196L84 197V199L86 201L84 199L83 200L81 199ZM47 197H48V195H47ZM236 198H238V199H236ZM190 199H191V197H190ZM190 199L187 200V198H186L184 201V197H183L182 199H179V200H181V202H186V203L189 202V204H192L194 201L190 200ZM244 200L245 199H243V201ZM246 202L248 203V200ZM261 202H262V204H261ZM140 203H141V205H140ZM47 208L48 209L50 208V209L48 210ZM78 208H79V206H78ZM196 208H197L196 205H193V206L190 205L189 208L187 207V209H186L188 212L194 211L192 213L193 218L198 216ZM60 209H59V211H60ZM144 209H146V211ZM175 209L180 210L181 208H177V206H176ZM50 210L52 212H48ZM38 213H39V215H38L39 217L37 216ZM157 215L159 217H157ZM149 217H150V219H153V221H154V219L159 220V222L156 221L158 223L157 226H159V229H161V228L163 229L164 235H163L162 231H159V229H157L156 226L153 227V224L155 225V222L151 224L150 221H152V220H150V219L148 220ZM152 217H155V218H152ZM160 217L163 219H161ZM144 218H146V220ZM166 218H168V220L169 219L170 220L168 222H165L167 220ZM38 221H40V224H38ZM163 221H164V223H163ZM148 223H150V224H148ZM166 223L168 225L167 227H166ZM81 225H82V227H81ZM170 226H171V228H170ZM165 227L168 229L167 233H166L167 229ZM82 229H84V231ZM169 229H171V230H169ZM174 232H176V233L174 234ZM176 234H178V235H176ZM262 238L261 237H259V238L258 237H253V238L251 237V238H248L244 243L248 246L261 245V244H264V237H262ZM18 240H20L21 242ZM180 241H183V242H180ZM9 242H10V244H8ZM5 243H7L9 247L6 246ZM17 243H19L20 245L19 244L17 245ZM179 243H181V244H179ZM194 246H196V247H194ZM7 248H9V249L6 251ZM14 249H16V251H14ZM179 250H181V251H179ZM182 253L188 254V256L186 255L187 256L186 257ZM181 254L185 257L183 258L182 256H180ZM109 257L111 258L112 254Z\"/></svg>",
    "mask_w": 264,
    "mask_h": 264
}]
</instances>
